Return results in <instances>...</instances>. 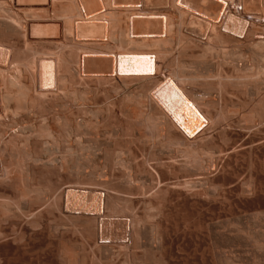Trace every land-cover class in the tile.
Listing matches in <instances>:
<instances>
[{"label":"rangeland","instance_id":"rangeland-1","mask_svg":"<svg viewBox=\"0 0 264 264\" xmlns=\"http://www.w3.org/2000/svg\"><path fill=\"white\" fill-rule=\"evenodd\" d=\"M70 1L72 2V0H60L58 3L54 1L58 8L53 3L50 8L51 11H47L51 13L48 14L50 16H47L50 18L45 16L47 13L37 11L39 14L36 12H29L32 14H28L27 11L28 15L25 13L27 21L22 20L21 22L27 23L33 20L32 17H30L31 20L28 16L36 18L39 16L38 18H40L43 15L42 17L48 20L52 18V21L64 24L65 21L62 17H65L64 14L67 13H60L63 10H61L62 7L60 8L59 4L63 2L67 8L66 5ZM163 1L141 0L142 8H140L146 12L150 10L155 12L156 10V18L160 16L162 22L158 18L157 20L160 22V25H158L159 22L154 20V22H157L155 24L158 27L153 22L147 29L149 31L145 30V33L149 36L143 35V32L141 35L134 36V38L126 29L127 27L123 26L130 25L129 18L132 16L129 9H138L135 5L138 3H135V0H113L115 3H112V7L119 14L116 17L115 15H109V17L110 20L114 18L116 22L119 20V23H115L117 24L115 34L111 40L117 41L114 43L110 40L109 43H111H107L108 47L106 49L108 51L105 50L106 52L100 47L98 50L90 48L89 50L93 51L88 50L89 53L86 52L87 50L83 52V50L73 49L70 46L61 47L63 44L59 45L61 49L58 45L51 43L42 42L43 44H41L40 42L38 45V43L35 44L31 41L32 44H29V36L27 37L25 34L27 32L12 30L13 26L7 28L8 30L6 29L8 21L11 22L13 18L10 15L12 13L14 15L16 10L11 4L12 8L9 9L10 6L7 7V5L0 3V5H3L1 6L3 12V8L6 7L9 11H13L4 14L0 7V20L2 21V23L0 22V44L5 46H0V48L7 49L9 56L7 65L0 63V178L2 179H0V219L3 213L7 218L4 217V220L2 217V224L0 225V250H2L0 251V264H70V261L75 259L73 257L79 258V260L75 259L78 260V264H82V262L85 264H252L253 262V264H259L260 261L255 263L259 244L262 246L260 247V264H264V256H262L264 255V244L260 241L263 240L264 242V129L258 125L259 120H257L253 131L251 129L246 130V126H250L248 117L251 114L256 115V119L261 117L260 115V117L257 116L260 110L254 108V104L251 103L253 98L250 94L251 89L257 86L260 87V84L264 88V74L262 73V76H260V70H257L264 62H261V60L257 62L258 67L256 66V69L254 68V71L250 74L252 77L245 74L250 78L245 79V77L239 75L241 78L239 79L238 73L228 65L225 66V62L222 61L224 59L226 61L228 58L226 53L233 54V51L228 52L230 49L227 45L224 46L219 42L220 46L219 43L217 45L215 43L213 47L218 50L211 51L212 53L205 51L206 54L203 48L198 47L197 43L194 48L190 47L193 46V41L190 40L192 32L186 29L187 16L180 11L182 10L181 6L176 7V4L179 5L184 0H168L172 4L171 7L175 4V8H178L179 12L175 10V13L171 12L166 15L161 13V10L157 12V9H160L159 3ZM117 2L118 8H116ZM148 5L151 7L150 10ZM54 6L56 10L59 9L58 12L52 11L55 10L53 9ZM123 6L127 7L129 11L125 10L126 8L124 9ZM70 7H68L69 10H71ZM235 7L236 4L231 7L234 13L240 12L242 15L249 16L251 20L257 17L261 21L264 20L262 19L263 14L253 11L251 5L243 6L246 9L245 11ZM231 8L229 9L227 6L226 11H230ZM249 8L251 10H248ZM120 13L122 16H120ZM126 13L130 14L129 17L125 15ZM7 14H10V19ZM60 16H62L61 20L59 19ZM124 16L128 17L129 22ZM124 20L127 22L125 23ZM123 22L124 24H122ZM118 24L123 26H118ZM165 24L166 26L172 24L168 29H174L173 35L172 33L169 34L171 36L168 35L169 38L167 34L171 30H168V32ZM117 26L122 30H116ZM159 26L162 28L160 29ZM156 28H159V30ZM246 30V33L253 30L252 22L246 26ZM122 31L126 32L125 35L122 34L124 33ZM160 31L163 35L159 34ZM176 31L179 32V35ZM126 35L128 36L125 37ZM176 35L177 37H175ZM154 37L156 41L158 39V43H155L156 45L159 44L157 46H159L160 52L157 50V46L152 44L155 41V39L153 40ZM166 38L169 39V42ZM133 40H135L134 43H132ZM176 40L178 41L177 44ZM113 43L116 46H113ZM173 43L177 46L175 47ZM128 44L131 47H128ZM144 44L148 45L145 47ZM110 46L113 49H110ZM137 46L141 47L137 48ZM184 48L186 51L188 49L191 52H185ZM137 51L139 52L137 53ZM200 51L203 52V57L206 55L207 58L200 57L202 54ZM134 52H136V56ZM165 52H170L171 55ZM176 52H178L177 55ZM123 53H126L127 56ZM109 54L119 57L124 55L128 57L127 60H129V57H137L140 61H144L143 59L147 57H156L160 61L157 60L160 66L157 67V63L153 71H145L146 73L144 72L142 75L136 74L140 67L138 69L133 68L129 64L124 65L122 68L117 66L115 70L118 74L116 78L113 75V79H111L107 74L111 67L109 66L110 61L108 63L109 59L106 58L109 57ZM174 54L175 56H172ZM79 55L80 59L78 58ZM156 55L160 56V59ZM42 57L43 59H55L58 62L60 73H58V78L60 76V78L65 77V82L66 80L68 82L65 86L62 78L61 81L64 83H62V87L59 85V89L64 88V95L61 94L59 97H57V94L50 95L51 97H36L34 89L33 91H29L30 88L26 89L29 87L30 80L31 83L37 84V80H33L34 78L38 79V64ZM209 59L211 60L209 61ZM121 62L120 60L119 63ZM154 63L156 64V60ZM142 68L145 69L146 66ZM174 73L177 74L173 75ZM158 74H166L165 76L178 86H180L178 80H185L189 90H191L189 93L192 95L194 92V96H189L188 93L187 97L189 100L191 99L190 103L196 101L193 103L195 105L192 104V106L197 109L202 117L204 115L208 118L211 126V129L207 132L204 129L206 126L202 129L199 127L196 130L195 134L198 135L200 140L198 138L197 141L184 140L177 131L170 129L168 122L164 119L165 117L151 102L150 94L155 93L153 91L161 78H154V80L150 77ZM145 76L149 78L147 79ZM118 77L122 78L119 79ZM143 77L146 79L144 80ZM26 79L27 82L25 81V83L28 85L26 84V87H24L23 84H25L24 80ZM238 79L239 82L237 83ZM162 80L164 79L162 78ZM232 80L237 84L232 83ZM185 83H182L181 86H185ZM140 85H144V88ZM150 85H153L154 89L150 88ZM187 85L186 88H188ZM124 86L127 88L125 89ZM146 87H148L147 89L150 88L146 91L148 94L144 93ZM241 87L244 90L247 87V91L242 90ZM76 89L78 90L76 91ZM20 92H25L28 96L30 94L29 100L26 94L21 95ZM243 92L250 99L247 95L242 96L244 95ZM1 95L4 96H2L4 100L5 95H9L7 99L13 98H10L11 102L8 99L7 104L1 99ZM131 95L134 98H131ZM203 95L207 99L203 98ZM138 96H140L139 99ZM196 96L201 101H198ZM236 98L241 101L247 99V102L238 101V104ZM19 99L20 101H18ZM209 100L213 105L206 104ZM96 101L98 106L95 103ZM105 101L107 102L105 103ZM199 103H202V106ZM85 104L87 105L85 106ZM234 104L237 107L235 109ZM138 105H140V108ZM157 106H162L159 99H157ZM252 106L256 109L255 111L251 108ZM205 107H208V111ZM242 107L243 109H240ZM236 110L239 115L233 116L237 112ZM9 112H12V114ZM242 114L244 117L249 115L245 118L247 119L245 122H243L245 119L243 121L241 119ZM138 116L139 119H137ZM148 118L150 119L147 120ZM237 118L241 120L238 122ZM171 121L173 120L171 119ZM7 123L8 125H6ZM12 123L17 124L13 125ZM174 124L179 132L184 135L185 133L181 130L183 128L177 125L179 123ZM67 125L69 126L67 127ZM68 129L69 131H67ZM252 142L254 143L251 144ZM8 172L10 174L7 176ZM9 178L11 181H8ZM23 194L24 196H21ZM24 197L25 202L23 201ZM16 213H20L19 218L21 221H19L20 219ZM22 218L26 220L24 221ZM22 221H29V223L22 224ZM1 233L4 235L2 236ZM5 234L6 237L3 238ZM256 240L260 242L257 243ZM117 250H119V253L122 250L120 254L123 253L122 255L118 254L119 257L116 256ZM62 252L64 255L66 254V258L63 257ZM112 253L113 255H110ZM67 255L72 256L69 261L68 258L70 257ZM81 257H84L85 260ZM106 258H109L110 261ZM253 259L256 260L252 261Z\"/></svg>","mask_w":264,"mask_h":264},{"label":"bare ground","instance_id":"bare-ground-1","mask_svg":"<svg viewBox=\"0 0 264 264\" xmlns=\"http://www.w3.org/2000/svg\"><path fill=\"white\" fill-rule=\"evenodd\" d=\"M57 1V3H58V1L60 2V0H0V3H2L3 5L5 4V6L7 5V7L8 6H10V4L13 6V8L16 10V12H15V14L13 15V11L11 12V10L9 11L8 10V8L10 9V8H12L11 6L10 7H6V8H3L4 9V12H3V10H2V7L1 6H3L2 4L0 5V7H1V10H2V12L5 14V12H10V13H12V15H10V16H12L13 18H12V20H11V22H9L8 21V23H7V25H6V23H4L7 27H6V29L7 28H9V27H14L12 30H18V31H22V32H27V33H25L26 35H27V37L29 36V40L28 39H26V40H28V42H29V44H32V43H30L31 41L32 42H35V44L36 43H38V45H39V43L41 42V44H43V43H51V44H55V45H61V44H63V46H61V47H67V46H70L71 48H73V49H79V50H83V52H85L86 50V52H88V50L91 48V49H93V50H98V48H102V49H104V51L105 50H107L106 48L108 47V45H107V43L108 44H110L109 43V41L111 40V38H113V36H114V34H115V27H116V25L117 24H115V23H119V20H117V22L114 20V18H112L111 20H110V17H109V15L111 16V15H115V17H116V15L117 14H119V13H117V11H115L114 10V8L112 7V3L114 4L115 2H113V0H72V2L70 1V3L68 4V2H67V4L68 5H70V6H68V5H66L67 6V8L65 7V3H63V2H61L60 4H59V7L61 8L62 7V9L61 10H63V12H60V13H62V14H64V12L65 13H67V14H64V15H66L65 17H62V16H60V20H61V17L64 19L63 21H65V23L63 24V23H60V22H58V21H52V18H51V20L49 19H47V18H50V17H47V16H50V15H48V14H51V13H48L47 11H49L50 10V8L53 6V3H54V5L58 8V6L55 4V2ZM67 1V0H66ZM69 1V0H68ZM145 1V0H144ZM152 1V0H151ZM156 2H157V0H155ZM121 2V1H120ZM119 2V3H120ZM140 2H141V0H135V3H138V4H135L134 2V4L135 5H137L136 7H138V9L137 8H135V10L134 9H129L130 10V12H131V18H129L128 19V15H130L129 13L127 14H125V15H127L128 17H126V16H124V17H126V20L130 23V25H127V26H123V25H121V24H118V26L119 25H121V27L123 26V27H127L126 29H128L129 30V33H130V35H133L132 37H136V36H138V35H141L143 32V35H145L146 34V36L148 35L147 33H145V30H147V29H149V27H150V25L154 22V20H157L158 18H156L157 16L155 15V12H156V10H155V12H153L152 10H150L151 9V7L149 8L148 7V9L150 10V11H152V12H146L145 10H143V9H141L142 8V3L140 4ZM156 2H155V4H156ZM184 2V3H183ZM181 1V3L179 4V5H177L176 4V7L177 6H181V9L182 10H180L182 13H183V15H186L187 16V19H188V23H187V25H186V29L187 30H189V31H191L192 33H191V35H190V40L191 41H193V46H190L191 48L193 47L194 48V45L197 43L198 44V47L199 48H203V50H204V52L206 51V52H211V51H213L214 52V50H216L213 46L215 45V43H216V45L219 43V42H221V44H224V46H228V48L230 49V51H228V52H231V51H233V54H230V53H226V54H228V58L226 59V61H225V59H224V57H222L224 60H222L223 62H225V66L226 65H228L229 67H231L235 72H237L238 74V76L240 75L241 77H245V79H249L245 74H249V76H251L252 77V75H250L251 73H252V71H254V68L256 69V66H257V62L259 61V60H261V62H264V20L263 21H261V19L260 18H253V20H251V18L249 17V16H247V15H242L240 12L239 13H234V11H232V9L233 8H231V7H233L235 4H236V9L237 8H241L242 10H246L243 6H247V5H251V9L253 10V11H256L258 14H260V13H262L263 14V16H262V19H264V0H184V1ZM62 3H63V5H62ZM132 3V2H131ZM148 4H149V2H147ZM173 3V2H172ZM178 3V2H177ZM110 4H111V9H110ZM123 4V3H122ZM129 4V3H128ZM127 4V5H128ZM154 4V3H153ZM153 4H152V6H153ZM174 4V3H173ZM117 5V6H116ZM116 5H114V6H116V8H118V2H117V4ZM133 5V4H132ZM158 5V4H157ZM159 5H160V9H157V12L159 11V10H161V13H163L164 15H166V14H168V13H171V12H176L175 10H177L178 12H179V9L178 8H175V4H174V6H172L171 7V5L172 4H170L169 3V1L168 0H164L163 2H161V3H159ZM4 6V7H5ZM54 6V7H55ZM134 6V5H133ZM132 6V7H133ZM145 6V5H144ZM156 6V5H155ZM227 6L229 7V9L231 8V10L229 11V10H227L226 11V8H227ZM231 6V7H230ZM53 7V9H55V10H52V11H57L58 12V10H56V7L54 8ZM63 7H65V8H63ZM68 7H70L71 8V10H69V8ZM124 7V9L125 10H127V11H129L128 9H127V7H125V6H123ZM129 7V6H128ZM141 7V8H140ZM115 8V9H116ZM120 8H121V6H120ZM131 8V7H130ZM145 8V7H144ZM157 8V7H156ZM155 8V9H156ZM5 9H6V11H5ZM13 9V10H14ZM123 9V8H122ZM153 9V8H152ZM250 8L248 9V10H251ZM0 10V11H1ZM14 10V11H15ZM67 10H68V12H67ZM117 10V9H116ZM28 11V14H32V13H37V11L38 12H43V13H47V15H45L47 18H45V17H40V18H36V17H33V16H28V18H30V17H32L33 18V20L32 21H30V20H28V21H30V22H27V23H25L26 21H27V17L25 18V13ZM51 11V10H50ZM73 11V12H72ZM113 11V12H112ZM226 11V12H225ZM238 11H240V10H238ZM29 12H32V13H29ZM71 14H70V13ZM110 12H112L111 14H110ZM121 12V11H120ZM228 12H230V13H228ZM236 12H237V10H236ZM42 13V14H43ZM54 13V12H53ZM2 14V13H1ZM4 14H3V17H4ZM27 13H26V15H28ZM37 14H39V13H37ZM54 14H56V13H54ZM8 15V14H7ZM7 15H5V16H7ZM9 15L7 16V17H9ZM34 15V14H33ZM57 15V14H56ZM162 15V14H161ZM171 15V14H170ZM173 15V14H172ZM178 15V14H177ZM35 16V15H34ZM51 16H53V15H51ZM119 16V15H118ZM117 16V17H118ZM120 16H122L121 15V13H120ZM179 16H181V15H179ZM7 17H6V19H7ZM164 17V16H163ZM176 17V16H175ZM11 17H9V19H10ZM45 18V19H44ZM57 17L55 16V19H56ZM65 18H67V19H65ZM121 18H123V17H121ZM167 18V17H166ZM169 18V17H168ZM172 18V17H171ZM181 18V17H180ZM13 19H14V21H13ZM55 19H53V20H55ZM116 19V18H115ZM118 19H119V17H118ZM162 19V18H161ZM8 20V19H7ZM22 20H25V22H24V24H23V22H21ZM58 20V19H57ZM126 20H124V22L126 23L127 21ZM159 20H160V18H159ZM179 20V19H178ZM121 21V20H120ZM158 21V20H157ZM161 21V20H160ZM170 21H172V20H170ZM187 21V20H186ZM0 22L2 23V21L0 20ZM124 22L122 23V24H124ZM156 22V21H155ZM155 22H154V25H156L155 24ZM159 22V21H158ZM162 22V21H161ZM169 22V21H168ZM252 22V26H253V30H250L249 31V33H246L247 32V30H246V26L248 25V24H250ZM19 23V24H18ZM157 23V22H156ZM170 23H172V22H170ZM177 24V23H176ZM180 24H181V20H180ZM186 24V23H185ZM3 25V24H2ZM4 25V26H5ZM158 25H160V22H159V24ZM171 26H172V24H170ZM166 26V24H165V26L167 27V31L168 30H171V29H168V27L170 28L171 26ZM178 25V24H177ZM118 26H117V29L116 30H118V29H121V28H118ZM128 26H129V28H128ZM162 26V25H161ZM164 26V25H163ZM174 26V25H173ZM151 27H155V26H151ZM156 27H158L157 25H156ZM160 27V26H159ZM5 28V27H4ZM152 28V29H153ZM162 27H160V29H161ZM185 28V27H184ZM11 29V28H10ZM9 29V30H10ZM156 29H158L159 30V28H156ZM181 29V28H180ZM2 30H3V28H2ZM8 30V29H7ZM122 30V29H121ZM128 30H124V31H128ZM6 31V30H5ZM124 31H122V32H124ZM147 31H149V30H147ZM146 31V32H147ZM154 31H156L157 32V30H155L154 29ZM162 31V30H161ZM161 31H160V33L159 34H161ZM163 31H164V29H163ZM162 31V32H163ZM166 31V32H167ZM3 32V31H2ZM169 32V31H168ZM167 32V33H168ZM172 32H174V29L173 30H171L170 31V33H168L167 34V36L169 35V34H171ZM177 32V31H176ZM14 33V32H13ZM125 33L126 32H124V33H122V34H124L125 35ZM128 33V32H127ZM165 33V32H164ZM179 32H177V34H178ZM189 33V32H188ZM6 34V33H5ZM15 34V33H14ZM23 34V33H22ZM158 34V35H159ZM176 34V33H175ZM190 34V33H189ZM8 35V34H7ZM120 35V34H119ZM151 35H154V34H151ZM156 35H157V33H156ZM161 35H163V34H161ZM172 35H173V33H172ZM179 35V34H178ZM121 36V35H120ZM123 36V35H122ZM128 35H126L125 37H127ZM146 36H145V38H146ZM149 36V35H148ZM160 36V35H159ZM166 36V35H165ZM169 36H171V35H169ZM169 36H168V38H169ZM124 37V36H123ZM134 37V38H135ZM140 37V36H139ZM156 37H158V36H156ZM164 37V36H163ZM173 37V36H172ZM175 37H177V35L175 36ZM25 38V37H24ZM142 38H143V36H142ZM148 38H150V37H148ZM151 38H152V36H151ZM160 38V37H159ZM168 38H166V39H168ZM6 39V38H5ZM18 39V38H17ZM115 39V38H114ZM119 39V38H118ZM123 39V38H122ZM139 39V38H138ZM144 39V38H143ZM143 39H141V40H143ZM147 39V38H146ZM155 39V37L153 38V40ZM161 39V38H160ZM159 39V40H160ZM128 40H129V38H128ZM128 40H126L127 42H128ZM136 40V39H135ZM135 40H133L132 41V43H134L135 42ZM161 40H163V38L161 39ZM178 40V39H177ZM176 40V41H177ZM180 40V39H179ZM178 40V41H179ZM24 41V40H23ZM111 41H113L114 42V40H111ZM116 41L117 40H115V42L114 43H116ZM119 41H120V39H119ZM123 41V40H122ZM131 41V40H130ZM144 41V40H143ZM150 41V40H149ZM157 41H158V39H157ZM156 41V39H155V41H153L154 43H152V44H155V46H157V45H159V44H157L156 45V43L155 42H157ZM167 41V40H166ZM178 41L176 42V44L178 43ZM188 41V40H187ZM43 42V43H42ZM145 42V41H144ZM147 43H148V39H147V41H146ZM151 42H152V40H151ZM160 42V41H159ZM168 42H169V39H168ZM172 42V41H171ZM175 42V41H174ZM26 43V42H25ZM60 43V44H59ZM113 43V46L115 45ZM121 43V42H120ZM119 43V44H120ZM129 44H130V42H128ZM137 43V42H136ZM135 43V44H136ZM139 43H140V39H139ZM143 43V42H142ZM158 43V42H157ZM161 43V42H160ZM163 43V42H162ZM34 44V43H33ZM117 44H118V42H117ZM125 44V43H124ZM128 44V47H131V45H129ZM150 44V43H149ZM28 45V44H27ZM123 45V44H122ZM137 45V44H136ZM141 45H143V44H141ZM145 45V47H146V45H148V44H144ZM173 45H174V43H173ZM218 45H220V43L218 44ZM0 46H4V45H1L0 44ZM42 46V45H41ZM46 46V45H45ZM51 46V45H50ZM112 46V45H111ZM111 46L109 47L110 49H113V47L111 48ZM116 46V45H115ZM117 46H119V45H117ZM175 46V45H174ZM177 46V45H176ZM175 46V47H176ZM185 46V45H184ZM196 46V45H195ZM221 46V45H220ZM5 47V46H4ZM60 47V46H59ZM61 47H60V49H61ZM128 47H126V48H128ZM139 47H141V46H139ZM138 46H137V48H139ZM142 47H144V46H142ZM159 46H157V48H158ZM189 47V48H190ZM9 48V47H8ZM108 48V49H109ZM136 48V47H135ZM101 49V50H102ZM116 49V48H115ZM119 49V48H118ZM129 49V48H128ZM177 49V48H176ZM185 49V48H184ZM7 50V49H6ZM4 48H0V63L1 64H4V65H7V63H8V59H9V56H8V54H7V51H6ZM85 50V51H84ZM92 50V51H93ZM100 50V49H99ZM100 50V51H101ZM124 50H125V47H124ZM137 50V49H136ZM157 50H159V52H160V49L158 48ZM198 50V49H197ZM200 50V49H199ZM218 50V49H217ZM216 50V51H217ZM220 50V49H219ZM90 52H92L91 50H89ZM108 51V50H107ZM115 51V50H114ZM113 51V52H114ZM167 51V50H166ZM184 51V50H183ZM187 51H189V52H191L190 50H188L187 49ZM186 51V49H185V52H187ZM10 52V51H9ZM82 52V53H83ZM95 52H97V51H95ZM106 52V51H105ZM110 52V51H109ZM112 52V53H113ZM128 52V51H127ZM133 52V51H132ZM131 52V53H132ZM139 51H137V53H138ZM161 52H163V51H161ZM168 52V51H167ZM167 52H165V53H167ZM182 52V51H181ZM180 52V53H181ZM200 52H202V51H200ZM206 52H205V54H206ZM221 52V51H220ZM89 53V52H88ZM97 53H99V52H97ZM102 53H103V51H102ZM136 52H134V54H135ZM143 53V52H142ZM170 53V52H169ZM169 53H167V54H169ZM173 53H175V52H173ZM177 53L178 52H176V55H177ZM183 53V52H182ZM207 53V54H208ZM212 53V52H211ZM210 53V54H211ZM94 54H96V53H94ZM105 54V53H104ZM107 54V53H106ZM115 54V53H114ZM123 54H125L126 55V53H123ZM129 55H130V53H128ZM163 54V53H162ZM192 54V53H191ZM204 54V55H205ZM214 54V53H213ZM216 54V53H215ZM10 55V54H9ZM88 55V54H87ZM140 55V54H139ZM142 55V54H141ZM144 55H146V54H144ZM170 55H171V53H170ZM180 55V54H179ZM98 56V55H97ZM103 56V55H102ZM101 56V57H102ZM106 56V55H105ZM104 56V57H105ZM108 56V55H107ZM127 56V55H126ZM126 56H124L123 55V57H119V56H116V55H111V54H109V57H106L107 58V60H108V63H109V61H110V65L109 66H111L110 67V69H109V67H108V69L110 70L109 72L107 71V74L111 77V79H113V75L115 76L114 78H116V76H117V72H116V70H115V67L117 68V66H120V68H122V67H124V65H130L131 67H133V68H139L140 67V69H139V71H138V73H136V74H139V75H142L145 71H153L154 69H155V67L157 66V63L158 62H160L159 60H158V58L156 59V57H147L146 59H143L144 61H140V59H138L137 57H135V58H130L129 57V60H127L128 59V57H126ZM132 56V55H131ZM135 56H136V54H135ZM157 57H159V59H160V56H158V55H156ZM172 56H175V54L174 55H172ZM183 56V55H182ZM192 56V55H191ZM202 56V58H207V56L205 55V57H203V52H202V54L200 55V57ZM11 57V56H10ZM83 57V56H82ZM93 57H95V56H93ZM163 57V56H162ZM166 57V56H165ZM180 57V56H179ZM45 58H47V57H45ZM52 58H54V57H52ZM79 59L81 58L80 57V55H79V57H78ZM97 58V57H96ZM100 58V57H99ZM140 58V57H139ZM198 58V57H197ZM196 58V59H197ZM56 59H57V57H56ZM91 59H93L92 57H91ZM98 59V58H97ZM167 60H168V58H166ZM199 59V58H198ZM212 59V58H211ZM211 59H209V61L211 60ZM38 60H39V58H38ZM59 60H61L60 58H59ZM58 60V61H59ZM90 60V59H89ZM94 60H96L95 58H94ZM120 60L122 61L121 63H119L120 62ZM155 60H156V64L154 63L155 62ZM157 60H158V62H157ZM166 60V61H167ZM170 60V59H169ZM199 60H202V59H199ZM207 60V59H206ZM216 60V59H215ZM61 61H63V60H61ZM104 61V60H103ZM208 61V60H207ZM38 62V61H37ZM36 62V63H37ZM64 62V61H63ZM86 62V61H85ZM107 62V61H106ZM163 62V61H162ZM194 62H196V61H194ZM200 62V61H199ZM203 62H205V61H203ZM96 63V62H95ZM98 63V62H97ZM123 63V64H122ZM164 63H165V61H164ZM164 63H162L163 65H164ZM66 64V63H65ZM99 64H101V63H99ZM219 64V63H218ZM222 64V65H223ZM261 64V63H260ZM263 65L260 67L259 66V69L257 68V70L259 71L260 70V76H262V73L264 74V63H262ZM3 65V66H4ZM36 66H37V64H36ZM106 66V65H105ZM108 66V65H107ZM144 66H146V68L144 69V68H142V67H144ZM160 65H159V63H158V66L157 67H159ZM217 66V65H216ZM103 67V66H102ZM130 67V68H131ZM209 67V66H208ZM258 67V66H257ZM97 68H99V67H97ZM206 68V67H205ZM261 68V69H260ZM2 69V68H1ZM35 69H37L36 67H35ZM58 69H59V67H58V62L55 60V59H49V58H47V59H43V57H42V59L39 61V64H38V75H37V77H38V79H35L34 78V80L33 81H35V80H37V84L35 85L34 83H31L32 81L30 80V83H29V87L28 88H26L27 90L29 89V91H33V89L35 90V93H36V97H46V96H50V95H55V94H57L58 96L57 97H59V95H61V94H63V92H64V88L62 89L61 87H62V83H64L65 82V77L63 78L64 80H62V81H64V82H62L61 81V79L62 78H60V80H59V82L61 83H59L58 82V73H59V71H58ZM136 69V70H137ZM215 69V68H214ZM67 70V69H66ZM71 70V69H70ZM1 71V70H0ZM9 71V70H8ZM89 71V70H88ZM92 71H93V69H92ZM91 71V72H92ZM127 71V70H126ZM134 71V70H133ZM256 71V70H255ZM3 72V71H2ZM35 72H36V70H35ZM67 72V71H66ZM103 72V71H102ZM104 72H106V71H104ZM119 72V71H118ZM218 72V71H217ZM230 72H232V71H230ZM235 72H234V74H235ZM250 72V73H249ZM65 73V72H64ZM97 73V72H96ZM110 73V74H109ZM134 73V72H133ZM146 73V72H145ZM152 73H154V72H152ZM220 73V72H219ZM60 74V73H59ZM62 74V73H61ZM103 74V73H102ZM107 74H106V76H107ZM175 74H177V73H174L173 75H175ZM209 74V73H208ZM255 74V73H254ZM257 74H259V73H257ZM35 75V76H36ZM88 75H89V73H88ZM131 75V74H130ZM166 75V74H165ZM164 74H158V75H152L150 78H161V80H160V82H159V84L157 85V87L155 88V90L153 91V92H155L154 94L153 93H151L150 94V100H151V102L154 104V106L156 107V108H158L157 110H159V112H160V114L162 115V116H164L165 118L164 119H166V121L168 122V124H169V126H170V129L172 128L174 131H177L178 132V134L184 139V140H186V141H197V138H198V135H196L195 133H196V130H198V128L200 127L201 129H202V127H205L204 129H205V132H207L209 129H211L210 127V121L208 120V118H206L204 115H203V117L199 114V112H197V109H195V107L194 106H192V104L194 103V102H196V101H194L193 103H190V100L188 99V95L189 96H192L193 94H194V92H193V94L191 95V93H189L191 90H189V87H188V85L185 83L186 81L184 80V81H180V80H178L179 82H180V86H178V85H176L171 79L169 80L168 78H167V76H165ZM179 75V74H178ZM222 75V74H221ZM236 75V74H235ZM64 76V75H63ZM155 76V77H154ZM169 76V75H168ZM183 76V75H182ZM216 76H218V75H216ZM238 76H237V78H238ZM240 76H239V79H241L240 78ZM255 76V75H254ZM258 76V75H257ZM259 76V77H260ZM135 77H137V76H135ZM140 77H142V76H140ZM146 78H147V76H145ZM178 77V76H177ZM184 77V76H183ZM209 77V76H208ZM222 77H224V76H222ZM226 77V76H225ZM224 77V78H225ZM247 77V78H246ZM11 78V77H10ZM119 78V77H118ZM120 78H122V77H120ZM119 78V79H120ZM124 78V77H123ZM144 78V77H143ZM146 78H144V80L146 79ZM149 78V77H148ZM147 78V79H148ZM162 78L164 79V80H162ZM218 78V77H217ZM227 78V77H226ZM257 78V77H256ZM261 78V77H260ZM260 78H258V79H260ZM263 78V77H262ZM69 79V78H68ZM152 79V80H153ZM180 79V78H179ZM182 79V78H181ZM186 79V78H185ZM211 79V78H210ZM236 79V78H235ZM239 79H238V81H237V83L239 82ZM257 79V80H258ZM10 80V79H9ZM28 80V81H29ZM70 80V79H69ZM155 80V79H154ZM217 80V79H216ZM237 80V79H236ZM261 80V79H260ZM25 81L27 82V79L26 80H24V83H25ZM141 81V80H140ZM215 81V80H214ZM213 81V82H214ZM219 81V80H218ZM12 82H13V80H12ZM123 82V81H122ZM146 82V81H145ZM235 82V81H234ZM233 82V80H232V83H234ZM241 82V81H240ZM242 82H243V80H242ZM249 82V81H248ZM16 83V82H15ZM18 83H20V82H18ZM59 83V84H58ZM66 83L68 84V82H67V80H66V82L64 83V85L66 86ZM117 83V82H116ZM141 83V82H140ZM148 83V82H147ZM149 83H150V80H149ZM182 83H185V86L187 85V87L188 88H186L185 86H181V84ZM220 83V82H219ZM236 83V82H235ZM236 83V84H237ZM244 83H246V82H244ZM243 83V84H244ZM251 83V82H250ZM262 83H263V81H262ZM11 84V83H10ZM27 83H25V84H23L24 85V87H26L25 85H26ZM95 84V83H94ZM99 84V83H98ZM113 84V83H112ZM142 84V83H141ZM146 84V83H145ZM156 84H157V82H156ZM17 85V84H16ZM15 85V86H16ZM19 85V84H18ZM28 85V84H27ZM59 85H61V89H59ZM63 85V86H64ZM126 85H128V84H126ZM138 85V84H137ZM147 85V84H146ZM240 85V84H239ZM250 85V84H249ZM258 85V84H257ZM14 86V85H13ZM86 86V85H85ZM141 86V85H140ZM144 86V85H143ZM143 86H141V87H143ZM151 86V85H150ZM153 86V85H152ZM150 87V88H152V89H154L153 87ZM262 86H263V84H262ZM20 87V86H19ZM18 87V88H19ZM23 87V88H24ZM77 87V86H76ZM119 87V86H118ZM125 87V86H124ZM3 88V87H2ZM11 88V87H10ZM78 88V87H77ZM127 87H125V89H126ZM129 88V87H128ZM130 88H131V86H130ZM137 88H139V87H137ZM144 88V87H143ZM148 87H146L145 89H144V93H147L146 91H148L149 89H147ZM240 88V87H239ZM238 88V89H239ZM241 88H243V87H241ZM15 89V88H14ZM17 89V88H16ZM15 89V90H16ZM86 89V88H85ZM124 89V90H125ZM140 89V88H139ZM210 89V88H209ZM19 90V89H18ZM78 89H76V91H77ZM142 90V89H141ZM140 90V91H141ZM240 90V89H239ZM242 90H244V88L242 89ZM241 90V91H242ZM249 91H251V96H252V98H253V100H251V103L252 104H254L253 106H254V108L256 107V108H258L260 111H258V115L257 116H259L260 118L259 119H256V115L255 116H253L252 114L249 116V115H245L246 117H244V115L243 114H246V113H243L242 115H241V117H239V118H241L242 119V121L245 119V118H247L248 116V118H249V120H248V123H249V125L250 126H246V124H245V126L247 127L246 128V130H250L251 129V131H253V128L255 127V125L254 124H257L256 122H257V120H259L258 121V125H260L261 127H262V129H264V88L263 87H261V84H260V87H253V89H248ZM11 91V90H10ZM9 91V92H10ZM23 91V90H22ZM26 91V90H25ZM68 91V90H67ZM110 91V90H109ZM120 92H121V90H119ZM118 91V92H119ZM244 91H247V87H246V90H244ZM12 92V91H11ZM14 92V91H13ZM27 92V91H26ZM72 92V91H71ZM87 92V91H86ZM98 92V91H97ZM136 92H137V90H136ZM17 93V92H16ZM19 93V92H18ZM17 93V94H18ZM21 93V92H20ZM28 93V92H27ZM30 93V92H29ZM32 93H34V92H32ZM73 93H75V92H73ZM135 93V92H134ZM139 93V92H138ZM143 93V94H144ZM189 93V94H188ZM14 94V93H13ZM16 94V95H17ZM22 94H26L25 92L24 93H21V95ZM79 94V93H78ZM81 94V93H80ZM89 94V93H88ZM104 94V93H103ZM148 94V93H147ZM188 94V95H187ZM209 94V93H208ZM243 94H244V92H243ZM11 95V94H10ZM27 95V94H26ZM64 95V94H63ZM66 95V94H65ZM71 95V94H70ZM116 95V94H115ZM121 95V94H120ZM201 95V94H200ZM245 95H247V94H244V95H242V96H245ZM3 95H1V97H2ZM6 96V98H5V100L3 99V97L1 98L3 101H5L6 103L7 102H9L10 101V98H13V97H10V98H8L9 99V101H8V99H7V97L9 96H7V95H5ZM28 96V95H27ZM29 96H30V94H29ZM29 96L27 97V99L29 98ZM75 96V95H74ZM83 96V95H82ZM96 96V95H95ZM194 96V95H193ZM213 96V95H212ZM248 96V95H247ZM15 97H17V96H15ZM22 97V96H21ZM51 97V96H50ZM66 97V96H65ZM79 97V96H78ZM93 97V96H92ZM118 97V96H117ZM128 97V96H127ZM126 97V98H127ZM131 98H134V97H132V95L130 96ZM197 97V96H196ZM196 97H195V99H196ZM206 96H204L203 95V98H205ZM215 97V96H214ZM228 97V96H227ZM18 98H20V97H18ZM70 98V97H69ZM81 98V97H80ZM79 98V99H80ZM83 98H86V97H83ZM140 98V96H138V99ZM142 98H143V95H142ZM190 98H193V97H190ZM201 98V97H200ZM211 98V97H210ZM229 98V97H228ZM231 98H232V96H231ZM247 98V97H246ZM248 98H249V96H248ZM251 98V99H252ZM15 99V98H14ZM17 99V98H16ZM25 99V98H24ZM65 99V98H64ZM76 99V98H75ZM87 99H88V97H87ZM137 99V100H138ZM157 99H159L161 102H162V106H157ZM197 99H198V97H197ZM205 99H207V98H205ZM212 99V98H211ZM236 99H238V98H236ZM250 99V98H249ZM7 100V101H6ZM12 100V99H11ZM22 100V99H21ZM29 100V99H28ZM68 100V99H67ZM78 100V99H77ZM110 100H112V99H110ZM123 100V99H122ZM132 100V99H131ZM142 100V99H141ZM141 100H139L140 102H142ZM200 99H198V101H199ZM202 100H204V99H202ZM247 99H245L244 101H246ZM16 101V100H15ZM18 101H20V99L18 100ZM18 101H16V102H18ZM26 101V100H25ZM64 101V100H63ZM80 101V100H79ZM92 101V100H91ZM90 101V102H91ZM128 101H130V99H128ZM201 101V100H200ZM225 101V100H224ZM238 101L240 102L241 100H237L236 102L238 103ZM244 101H241V102H244ZM253 101V102H252ZM11 102V101H10ZM78 102V101H77ZM81 102V101H80ZM83 102V101H82ZM85 102V101H84ZM89 102V101H88ZM107 101H105V103H106ZM108 102H110L109 100H108ZM134 102V101H133ZM132 102V103H133ZM203 102V101H202ZM207 102V101H206ZM247 102V101H246ZM245 102V103H246ZM249 102H250V100H249ZM5 103V104H6ZM25 103V102H24ZM86 103H87V101H86ZM96 103V105L98 106V102L96 101L95 102ZM137 103V102H136ZM135 103V104H136ZM204 103V102H203ZM211 103V101L209 100V102H207L206 104H208V105H213L212 103ZM214 103V102H213ZM228 103V102H227ZM5 104H4V106H5ZM8 104V103H7ZM64 104V103H63ZM68 104H69V102H68ZM84 104V103H83ZM139 104V103H138ZM191 104V105H190ZM199 104H201L200 106H202V103H199ZM223 104V103H222ZM239 104V103H238ZM250 104V103H249ZM56 105V104H55ZM87 104H85V106H86ZM100 105H101V103H100ZM103 105V104H102ZM109 105V104H108ZM134 105V104H133ZM158 105H160V104H158ZM193 105H195V104H193ZM205 105V104H204ZM236 104H234V109L235 108H237L236 106H235ZM241 105H243V104H241ZM7 106V105H6ZM9 106V105H8ZM7 106V107H8ZM48 106V105H47ZM81 106V105H80ZM79 106V107H80ZM104 106V105H103ZM110 106V105H109ZM108 106V107H109ZM128 106V105H127ZM132 106V105H131ZM139 106V108H140V105H138ZM207 106V105H206ZM245 106H246V104H245ZM253 106L251 107V108H253ZM129 107V106H128ZM137 107V106H136ZM194 107V108H193ZM204 107V106H203ZM202 107V108H203ZM214 107V106H213ZM224 107V106H223ZM1 108V107H0ZM10 108V107H9ZM77 108V107H76ZM81 108V107H80ZM101 108V107H100ZM127 108V107H126ZM138 108V107H137ZM164 108V109H163ZM206 108V107H205ZM208 108V107H207ZM206 108V109H207ZM210 108V107H209ZM251 108H250V110H251ZM253 108V110L255 111L256 109H254ZM4 109H6V108H4ZM95 109V108H94ZM93 109V110H94ZM129 109V108H128ZM128 109H126V110H128ZM240 109H243V107L242 108H240ZM8 110V109H7ZM12 110V109H11ZM65 110V109H64ZM80 110V109H79ZM89 110H91L90 108H89ZM93 110H92V112H93ZM96 110V109H95ZM94 110V111H95ZM97 110H99V109H97ZM210 110V109H209ZM229 110V109H228ZM252 110V111H253ZM130 111V110H129ZM136 111V110H135ZM202 112H203V109L201 110ZM207 111H208V109H207ZM234 111V110H233ZM232 111V114L234 113ZM237 111V110H236ZM238 111H239V109H238ZM238 111L235 113V114H233V116L235 115V116H237V115H239L238 114ZM253 111V112H254ZM5 112H6V110H5ZM8 112V111H7ZM70 112H72V111H70ZM91 112V111H90ZM91 112V113H92ZM132 112V111H131ZM167 112V113H166ZM240 112H242V111H240ZM239 112V113H240ZM263 112V113H262ZM9 113H11L12 114V112H9ZM96 113V112H95ZM113 113V112H112ZM255 113V112H254ZM66 114H67V112H66ZM70 114V113H69ZM68 114V115H69ZM120 114V113H119ZM136 114V113H135ZM209 114V113H208ZM207 114V115H208ZM228 114H230V113H228ZM237 114V115H236ZM241 114V113H240ZM248 114V113H247ZM256 114H257V112H256ZM5 116H6V114H4ZM74 115V114H73ZM124 115V114H123ZM157 115V114H156ZM51 116V115H50ZM113 116V115H112ZM169 116V117H168ZM172 116V117H171ZM230 116H231V114H230ZM3 117V116H2ZM76 117V116H75ZM121 117V116H120ZM125 117H127V116H125ZM170 117H171V119L174 121H171V119H170ZM210 117H212V116H210ZM217 117V116H216ZM232 117V116H231ZM6 118V117H5ZM73 118V117H72ZM71 118V119H72ZM113 118V117H112ZM157 118V117H156ZM234 118H236V117H234ZM239 118H237V120L239 119ZM258 118V117H257ZM1 119V118H0ZM8 119V118H7ZM15 119V118H14ZM13 119V120H14ZM57 119V118H56ZM88 119V118H87ZM94 119V118H93ZM136 119V118H135ZM137 119H139V116L137 117ZM141 119V118H140ZM150 118H148L147 120H149ZM158 119V118H157ZM210 119V118H209ZM240 119V120H241ZM16 120V119H15ZM47 120V119H46ZM143 120V119H142ZM155 120V119H154ZM229 120V119H228ZM234 120V119H233ZM240 120H238V122L240 121ZM247 119H245L243 122H245ZM58 121V120H57ZM76 121V120H75ZM78 121H79V119H78ZM84 121V120H83ZM89 121V120H88ZM116 121V120H115ZM123 121H124V119H123ZM158 121H160V119H158ZM206 121V122H205ZM250 121V122H249ZM59 122V121H58ZM70 122V121H69ZM77 122V121H76ZM84 122H87L86 120L84 121ZM149 122V121H148ZM224 122H225V120H224ZM242 122V123H243ZM4 123V122H3ZM6 123V122H5ZM67 123V122H66ZM92 123V122H91ZM144 123V122H143ZM145 123H147V122H145ZM174 123H179V124H177V125H179L180 127H182L183 129H181V130H183V132L185 133L184 135L182 134V133H180L179 132V129H177V127L175 126V124ZM241 123V124H242ZM13 124V123H12ZM11 124V125H12ZM15 124H17V123H15ZM15 124H13V125H15ZM57 124V123H56ZM76 124V123H75ZM86 124V123H85ZM136 124H137V122H136ZM139 124V123H138ZM148 124H150V123H148ZM225 124V123H224ZM6 125H8V123L6 124ZM27 125V124H26ZM78 125V124H77ZM151 125L153 126V124L151 123ZM155 125V124H154ZM161 125V124H160ZM159 125V126H160ZM239 125H240V123H239ZM243 125V124H242ZM248 125V124H247ZM10 126V125H9ZM62 126V125H61ZM69 125H67V127H68ZM150 126V125H149ZM151 126V127H152ZM226 126V125H225ZM241 126V125H240ZM259 126V127H260ZM2 127H3V125H2ZM19 127V126H18ZM23 127V126H22ZM87 127V126H86ZM142 127V126H141ZM146 127H148L147 125H146ZM154 127V126H153ZM156 127V126H155ZM258 127V126H257ZM258 127V128H259ZM77 128H79V127H77ZM145 128V127H144ZM157 128V127H156ZM219 128V127H218ZM226 128V127H225ZM244 128V127H243ZM5 129V128H4ZM26 129V128H25ZM90 129V128H89ZM109 129V128H108ZM203 129V130H204ZM221 129V128H220ZM222 129H223V127H222ZM261 129V130H262ZM106 130V129H105ZM256 131H258L257 129H255ZM260 130V131H261ZM1 131V130H0ZM21 131V130H20ZM63 131V130H62ZM66 131V130H65ZM64 131V133H66L67 134V132H65ZM67 131H69V129L67 130ZM169 131H171V130H169ZM168 131V132H169ZM224 131H226V130H224ZM76 132V131H75ZM102 132V131H101ZM111 132V131H110ZM204 132V131H203ZM204 132V133H205ZM243 132H244V130H243ZM263 132V131H262ZM7 133V132H6ZM10 133H11V131H10ZM70 133V132H69ZM68 133V134H69ZM72 133V132H71ZM107 133V132H106ZM204 133H201V134H204ZM264 133V132H263ZM251 134V133H250ZM72 135V134H71ZM185 135H187V136H185ZM196 135V136H195ZM63 136V135H62ZM70 136V135H69ZM108 136V135H107ZM203 136V135H202ZM210 136V135H209ZM64 137V136H63ZM66 137V136H65ZM81 137V136H80ZM2 138V137H1ZM5 138V137H4ZM79 138V137H78ZM212 138V137H211ZM66 139H67V137H66ZM111 139V138H110ZM112 139H114V138H112ZM199 139V138H198ZM206 139V138H205ZM208 139V138H207ZM122 140V139H121ZM200 140V139H199ZM244 140H246V139H244ZM260 140V139H259ZM2 141V140H1ZM10 142V141H9ZM11 142H12V140H11ZM14 142V141H13ZM67 143H68V141H66ZM65 142V143H66ZM204 142V141H203ZM27 143V142H26ZM25 143V144H26ZM189 143V142H188ZM191 143V142H190ZM193 143V142H192ZM195 143V142H194ZM254 142H252L251 144H253ZM258 143V142H257ZM260 143V142H259ZM16 144V143H15ZM111 144V143H110ZM113 144V143H112ZM117 145V144H116ZM192 145V144H191ZM240 145V144H239ZM14 146V145H13ZM27 146V145H26ZM238 146V145H237ZM9 147V146H8ZM81 147V146H80ZM79 147V148H80ZM6 148V147H5ZM22 148V147H21ZM15 149V148H14ZM83 149H85V148H83ZM8 150V149H7ZM231 150V149H230ZM16 151V150H15ZM26 151V150H25ZM29 151V150H28ZM233 151V150H232ZM29 152H31V151H29ZM27 153V152H26ZM217 154H219V153H217ZM18 155V154H17ZM21 156L23 155V154H20ZM26 155V154H25ZM29 155V154H28ZM1 156V155H0ZM14 158V157H13ZM218 158V157H217ZM15 159V158H14ZM3 161V160H2ZM218 161V160H217ZM223 162V161H222ZM218 164V163H217ZM215 166V165H214ZM213 166V167H214ZM5 169H6V167H5ZM10 170V169H9ZM252 170V169H251ZM254 170V169H253ZM184 171V170H183ZM7 172V171H6ZM6 174V173H5ZM8 174H10V172H8L6 175L8 176ZM253 174V173H252ZM5 175V176H6ZM6 176V177H7ZM10 176V175H9ZM12 176V175H11ZM10 176V177H11ZM15 176V175H14ZM236 176V175H235ZM16 177V176H15ZM254 178V177H253ZM1 179V178H0ZM6 179H8V178H6ZM10 179V178H9ZM14 179V178H13ZM2 180V179H1ZM0 180V181H1ZM18 180V179H17ZM8 181H11V179L10 180H8ZM13 181V180H12ZM3 182H4V180H3ZM17 182V181H16ZM15 183V182H14ZM21 183V182H20ZM20 183H18V184H20ZM252 183V182H251ZM16 184V183H15ZM1 185V184H0ZM9 185V184H8ZM253 185H254V183H253ZM252 186V185H251ZM20 187V186H19ZM18 187V188H19ZM17 188V189H18ZM243 188H244V186H243ZM251 188V187H250ZM17 189H16V191H17ZM21 189V188H20ZM22 190H24V189H22ZM19 191V190H18ZM243 191V190H242ZM253 191V190H252ZM251 191V192H252ZM23 192V191H22ZM249 192V191H248ZM21 193V192H20ZM27 194V193H26ZM28 195V194H27ZM21 196H24V194L23 195H21ZM244 196V195H243ZM248 196V195H247ZM26 197V196H25ZM25 197L23 198V201H24V199H25ZM28 199V198H27ZM26 199V200H27ZM19 201V200H18ZM25 202V201H24ZM4 204V203H3ZM9 204V203H8ZM1 205V204H0ZM9 206V205H8ZM6 207V206H5ZM15 207H16V205H15ZM14 208V207H13ZM19 208V207H18ZM7 209V208H6ZM3 213V212H2ZM6 213H9V212H6ZM10 214V213H9ZM18 213H16V215H17ZM20 214V213H19ZM19 214L17 215L18 216V218H19ZM8 215V214H7ZM12 215V214H11ZM1 216L4 218L5 217V215H4V213H3V215L1 214ZM1 217V219H3ZM6 218V217H5ZM5 218H4V220H5ZM17 218V220H19ZM1 219H0V225L2 224L1 223ZM7 219V218H6ZM14 219H16V218H14ZM22 219H24V218H22ZM12 220V219H11ZM26 219H24V221H25ZM3 221V220H2ZM7 221V220H6ZM19 221H21V219L19 220ZM121 221V220H120ZM4 222V221H3ZM23 222V221H22ZM21 222V223H22ZM26 223H29V221L28 222H23L22 224H26ZM31 223V222H30ZM7 224V223H6ZM19 225V224H18ZM115 225H116V223H115ZM119 225V224H118ZM117 226V225H116ZM117 228V227H116ZM114 229H115V227H114ZM14 231L16 230L15 228L13 229ZM111 230V229H110ZM68 231V230H67ZM109 231V230H108ZM13 232V231H12ZM62 233V232H61ZM1 235L3 236L4 234L3 233H1ZM8 235V234H7ZM264 235V234H263ZM262 235V236H263ZM1 236V237H2ZM9 236V235H8ZM11 236V235H10ZM6 237V234H5V236L3 237V238H5ZM13 237V236H12ZM60 237V236H59ZM9 238V237H8ZM7 238V239H8ZM63 238V237H62ZM12 239V238H11ZM61 239V238H60ZM257 241V243H258V241L259 240H256ZM263 244H264V242H263V240H260ZM259 241V242H260ZM255 242V241H254ZM257 243H255V244H257ZM65 243H63V245H64ZM262 244V245H263ZM64 246H66V245H64ZM68 246V245H67ZM262 247L261 246V244H259L257 247ZM260 247H259V249L256 251V258H257V260L256 259H253L252 261H255V263L256 262H258V261H260L261 262V258H259L260 256H261V249H260ZM67 248V247H66ZM255 248V247H254ZM119 249V248H118ZM263 250V249H262ZM0 251H2V250H0ZM121 252H122V250H120ZM254 251V250H253ZM67 252V251H66ZM112 252V251H111ZM117 252L118 253H116V256L119 254V255H122V254H120L119 253V250H117ZM131 252H132V250H131ZM67 253H69V252H67ZM135 253V252H134ZM264 253V252H263ZM62 254H63V252H62ZM93 254V253H92ZM109 254V253H108ZM107 254V255H108ZM64 255V254H63ZM66 255V254H65ZM65 255L63 256V257H65ZM106 255V254H105ZM110 255H113V253L112 254H110ZM114 255H115V253H114ZM119 255H118V257H119ZM253 255L255 256V254L253 253ZM68 256V255H67ZM101 256V255H100ZM262 256H264V255H262ZM68 257H70V258H68V261H69V259H71V257L72 256H68ZM79 257V256H78ZM105 257V256H104ZM107 257V256H106ZM108 257H109V255H108ZM113 257V256H112ZM112 257H111V260H112ZM66 258V257H65ZM73 258H75V259H78L79 260V258H77V257H73ZM72 258V259H73ZM81 258H83V260H85V258L84 257H81ZM253 258H255V257H253ZM75 259H73L72 261H73V263H72V261H70V264L72 263V264H78L77 263V261L78 260H75ZM107 260L109 259V258H106ZM117 259V258H116ZM235 259V258H234ZM260 259V260H259ZM64 260V259H63ZM82 260V259H81ZM82 260V261H83ZM108 261H110V260H108ZM243 261V260H242ZM115 262V261H114ZM146 262V261H145ZM250 262V261H249ZM260 262H259V264H260ZM254 263V262H253ZM252 263V264H253ZM82 264H85V263H83L82 262ZM100 264V263H99Z\"/></svg>","mask_w":264,"mask_h":264}]
</instances>
